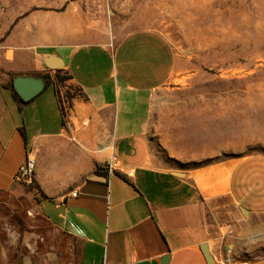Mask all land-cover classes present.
<instances>
[{
	"label": "crops",
	"instance_id": "obj_1",
	"mask_svg": "<svg viewBox=\"0 0 264 264\" xmlns=\"http://www.w3.org/2000/svg\"><path fill=\"white\" fill-rule=\"evenodd\" d=\"M96 2L0 0V264H264V156L157 167L152 102L177 54L151 29L99 40ZM51 56L76 94L18 104L11 79H53Z\"/></svg>",
	"mask_w": 264,
	"mask_h": 264
},
{
	"label": "rangeland",
	"instance_id": "obj_2",
	"mask_svg": "<svg viewBox=\"0 0 264 264\" xmlns=\"http://www.w3.org/2000/svg\"><path fill=\"white\" fill-rule=\"evenodd\" d=\"M93 9L99 40L151 29L175 49L173 78L152 102L157 167L191 171L264 156V0H97ZM60 75L66 103L76 89ZM257 239L264 258V233Z\"/></svg>",
	"mask_w": 264,
	"mask_h": 264
},
{
	"label": "water",
	"instance_id": "obj_3",
	"mask_svg": "<svg viewBox=\"0 0 264 264\" xmlns=\"http://www.w3.org/2000/svg\"><path fill=\"white\" fill-rule=\"evenodd\" d=\"M45 67L49 70H60L62 65H59L54 61L53 57H47L43 60ZM12 88L18 97L26 102L38 95L44 88V81L42 78H15L12 81ZM175 175H182L181 173L174 171ZM243 211V210H242ZM245 213V212H244Z\"/></svg>",
	"mask_w": 264,
	"mask_h": 264
},
{
	"label": "built area",
	"instance_id": "obj_4",
	"mask_svg": "<svg viewBox=\"0 0 264 264\" xmlns=\"http://www.w3.org/2000/svg\"><path fill=\"white\" fill-rule=\"evenodd\" d=\"M35 163L32 158H27L25 162L18 168L15 175V181L22 185H30L33 181ZM75 196V194H73ZM221 264H231L228 261H223ZM246 264V263H241Z\"/></svg>",
	"mask_w": 264,
	"mask_h": 264
},
{
	"label": "trees",
	"instance_id": "obj_5",
	"mask_svg": "<svg viewBox=\"0 0 264 264\" xmlns=\"http://www.w3.org/2000/svg\"><path fill=\"white\" fill-rule=\"evenodd\" d=\"M63 72L66 74L67 79H70V78H71L70 75H68V73L65 72V71H63V70H56V71L54 72L53 79L51 78V76H50L48 73H45V74L41 75L40 77H41V78L43 79V81H44V88L46 89V88L50 87L52 84H55V86H56V84H57L58 82H61L62 77H61L60 74L63 73ZM7 87L12 91L13 99H14L18 104H25V102L22 101V100L18 97V95L15 93V91L13 90V88H12V79H11V82L9 83V85H8ZM57 94H58V91H57ZM70 98H71V97H70ZM59 103H60V100H59ZM60 107H61V106H60ZM61 111L63 112L62 107H61Z\"/></svg>",
	"mask_w": 264,
	"mask_h": 264
}]
</instances>
